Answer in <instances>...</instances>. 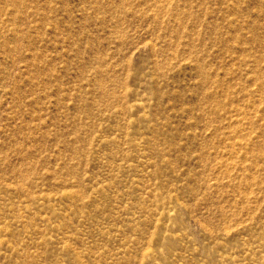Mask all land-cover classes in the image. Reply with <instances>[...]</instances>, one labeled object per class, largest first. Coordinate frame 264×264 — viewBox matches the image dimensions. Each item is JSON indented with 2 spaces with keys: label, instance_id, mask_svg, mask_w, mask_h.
<instances>
[{
  "label": "rangeland",
  "instance_id": "374dc122",
  "mask_svg": "<svg viewBox=\"0 0 264 264\" xmlns=\"http://www.w3.org/2000/svg\"><path fill=\"white\" fill-rule=\"evenodd\" d=\"M0 264H264V0H0Z\"/></svg>",
  "mask_w": 264,
  "mask_h": 264
}]
</instances>
